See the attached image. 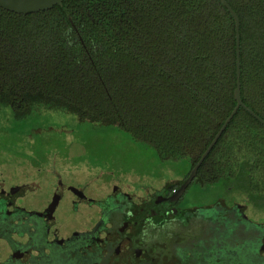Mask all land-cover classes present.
<instances>
[{
	"label": "trees",
	"instance_id": "obj_1",
	"mask_svg": "<svg viewBox=\"0 0 264 264\" xmlns=\"http://www.w3.org/2000/svg\"><path fill=\"white\" fill-rule=\"evenodd\" d=\"M227 1L241 20L242 98L264 119V0ZM236 87V21L221 0L0 7V108L18 122L44 109L73 114L186 177L236 107ZM204 168L264 205V124L240 107Z\"/></svg>",
	"mask_w": 264,
	"mask_h": 264
},
{
	"label": "flooded vegetation",
	"instance_id": "obj_2",
	"mask_svg": "<svg viewBox=\"0 0 264 264\" xmlns=\"http://www.w3.org/2000/svg\"><path fill=\"white\" fill-rule=\"evenodd\" d=\"M27 150L0 155V264H264V205L212 182L209 168L183 191L191 172L131 189L112 163L83 180L84 157L64 173L32 162L22 177L12 164L31 162Z\"/></svg>",
	"mask_w": 264,
	"mask_h": 264
},
{
	"label": "rangeland",
	"instance_id": "obj_3",
	"mask_svg": "<svg viewBox=\"0 0 264 264\" xmlns=\"http://www.w3.org/2000/svg\"><path fill=\"white\" fill-rule=\"evenodd\" d=\"M44 110H38L27 120L18 122L9 108H0V155H16L14 153L26 148L28 153L30 149L36 154L30 158L31 162L26 161V158L15 157L12 165L22 177L25 173L33 174L37 171V168L31 166L32 162L40 166L44 162L56 160L55 163L64 173L82 157L85 163L81 161L83 164L77 165L74 170L83 180L99 174L94 166L104 167L115 163L114 171H130L119 174L117 180L131 189L136 188L139 185L137 183H143V180H154L160 184L163 177L155 179V176L161 172L167 175L170 171V164L163 165L155 157L153 149L144 144L126 139L121 141L117 131L103 127L95 129L94 126L80 122L76 115ZM3 151L7 153L3 154ZM6 158L0 157V161H8ZM142 173L144 176L139 175ZM102 185L105 188L111 186L106 182Z\"/></svg>",
	"mask_w": 264,
	"mask_h": 264
},
{
	"label": "water",
	"instance_id": "obj_4",
	"mask_svg": "<svg viewBox=\"0 0 264 264\" xmlns=\"http://www.w3.org/2000/svg\"><path fill=\"white\" fill-rule=\"evenodd\" d=\"M64 0H0V7L12 11L18 14H31V13H38L42 11L49 10L53 8L55 5H62ZM223 5L228 8V10L232 13L236 21V30H237V87L235 89V98L237 101V105L226 119L225 123L222 125L219 132L216 134L212 142L210 143L207 150L202 155L199 162L196 166L192 169L188 178L183 182L181 185L180 191L185 190L188 185L192 182V180L196 177L198 170L206 157L211 152L212 148L215 146L219 138L221 137L222 133L228 127L229 123L232 121L233 117L237 113L240 107H244L248 110L253 116H255L260 122L264 124V119L259 116L254 110H252L249 106H247L242 98V84H241V51H240V44H241V20L237 12L233 9L230 3L227 0H221Z\"/></svg>",
	"mask_w": 264,
	"mask_h": 264
}]
</instances>
